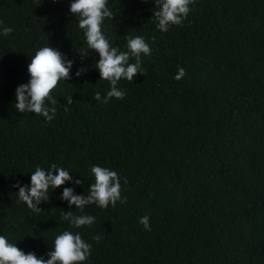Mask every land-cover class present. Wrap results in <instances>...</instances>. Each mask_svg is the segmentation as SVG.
Instances as JSON below:
<instances>
[{
  "label": "trees",
  "instance_id": "16d2710c",
  "mask_svg": "<svg viewBox=\"0 0 264 264\" xmlns=\"http://www.w3.org/2000/svg\"><path fill=\"white\" fill-rule=\"evenodd\" d=\"M70 2L0 0V31L13 29L0 34V235L48 259L55 237L71 230L91 244L82 264H264V0H194L167 32L155 0H108L114 18L102 31L112 46L127 51L126 37L141 36L151 54H141L143 74L118 81L125 97L107 103L95 99L110 84ZM48 43L74 62L51 93L50 122L20 113L14 95ZM52 164L81 179L77 195L95 182L92 165L116 171L126 203L85 205L95 223L72 227L64 211L81 210L60 199L68 181L32 212L13 185Z\"/></svg>",
  "mask_w": 264,
  "mask_h": 264
},
{
  "label": "clouds",
  "instance_id": "9594fccd",
  "mask_svg": "<svg viewBox=\"0 0 264 264\" xmlns=\"http://www.w3.org/2000/svg\"><path fill=\"white\" fill-rule=\"evenodd\" d=\"M192 3L194 0H155V7L158 10L153 15L158 21V29L167 32L171 24L182 25L183 19L191 10L189 5ZM107 5L108 0H71L69 5L70 13L78 17L79 28L84 31L88 50L93 49L98 53L99 59L95 68L99 71V79L106 80L110 84V90L103 98L99 92L95 93V99L102 103H107L113 97L123 99L126 93L118 87V81L121 78L132 81L137 74H143L141 54H151L149 45L141 36L126 37L127 51H120L118 47L112 46L102 31L105 18H114L113 12ZM2 23L0 21V25ZM12 31L11 27H3L0 34L7 36ZM79 54L81 59L87 56L82 52ZM131 58H134V63L129 62ZM73 63L49 43L37 49L27 65L29 80L17 86L15 90V108L20 113L33 112L43 115L49 122L54 119L57 99L51 93L61 80L68 81L71 78L70 70ZM87 70V66H82L77 69L75 75L79 77ZM185 74V70L179 68L174 78L179 80ZM66 99L68 104L73 102L72 96ZM46 101L51 106H48ZM69 173L56 164H52L48 171L36 166L35 171L31 173L30 184L21 186L20 182H17L13 187L19 189V199L25 202L32 212L39 213L42 209L38 205L49 200V189L61 187L68 181L72 182L73 187L63 188L60 199L68 202L69 209L75 205V208L81 210L80 215L64 211L63 219L70 221L71 226L75 228L91 226L95 223L94 216L83 213L85 205L94 203L101 208H107L110 203L114 207L117 201L126 203V198L121 199V181L116 171L92 165L91 173L95 182L89 186L87 195L74 194V186L81 185L82 181L73 180ZM124 183H127V179ZM140 223L145 230H151L148 216L142 217ZM93 239L99 242L101 236L96 235ZM90 254L91 244L83 240L79 233L73 234L71 230H64L55 237L52 250L46 253L48 259L44 256L37 257L35 252L25 253L16 243H9L4 235H0V264H82Z\"/></svg>",
  "mask_w": 264,
  "mask_h": 264
}]
</instances>
